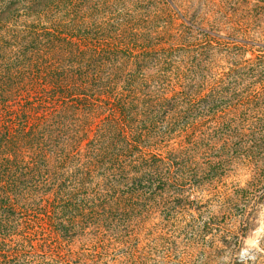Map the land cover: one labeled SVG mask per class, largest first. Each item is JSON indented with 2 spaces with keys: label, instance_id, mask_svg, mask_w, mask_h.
Returning a JSON list of instances; mask_svg holds the SVG:
<instances>
[{
  "label": "trees",
  "instance_id": "trees-1",
  "mask_svg": "<svg viewBox=\"0 0 264 264\" xmlns=\"http://www.w3.org/2000/svg\"><path fill=\"white\" fill-rule=\"evenodd\" d=\"M263 11L0 0V264H72L139 189L220 186L264 154Z\"/></svg>",
  "mask_w": 264,
  "mask_h": 264
},
{
  "label": "rangeland",
  "instance_id": "rangeland-1",
  "mask_svg": "<svg viewBox=\"0 0 264 264\" xmlns=\"http://www.w3.org/2000/svg\"><path fill=\"white\" fill-rule=\"evenodd\" d=\"M263 157L239 155L220 186L139 189L123 199L134 215L104 224L96 243L74 239L72 264H264Z\"/></svg>",
  "mask_w": 264,
  "mask_h": 264
}]
</instances>
